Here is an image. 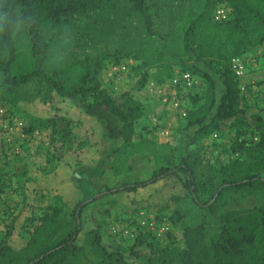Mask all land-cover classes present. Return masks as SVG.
Here are the masks:
<instances>
[{"label":"trees","instance_id":"trees-1","mask_svg":"<svg viewBox=\"0 0 264 264\" xmlns=\"http://www.w3.org/2000/svg\"><path fill=\"white\" fill-rule=\"evenodd\" d=\"M223 3L232 9L231 18L212 23L213 9ZM79 20L84 22L77 30L63 33L64 24ZM263 43L264 0H164L162 5L156 0H0V102L15 107L29 101L31 94L27 95L25 87L38 84L50 93L51 101L70 103L80 117L89 116L100 126L106 140L115 143L110 159L131 144L135 127L145 117L134 94H127L119 105L101 87L98 73L106 58L114 57L116 65L148 49L153 53L147 61L149 66L165 59L200 77L207 88V94L190 97L197 107L182 119L185 123L180 128L175 157L166 159L145 181L105 188L79 201L73 210V227L59 219V208L47 206L39 217L40 224L27 228L22 249L8 244L15 228L8 225L0 242V264H30L36 259L34 264L61 263L83 249L79 244L81 212L91 201L116 194L134 195L145 189L152 192L158 183L165 185L168 181L181 192L171 197L173 200L190 196L213 221L183 228L187 264H264V206L223 214L215 210L227 190L264 188V139L254 149L258 154L256 165L236 179H222L211 190L209 185L214 183L217 170L206 180L201 179L200 168L210 165L196 151L204 137L220 133L221 123L236 114L237 81L223 61L227 52L236 54ZM171 72L167 70L169 78ZM146 79L144 74L137 89ZM48 124V119L36 117L24 133L31 134ZM223 170L225 167L218 172ZM203 195L208 199L200 205ZM10 217L13 220L15 213ZM82 242L101 251L108 264H133L121 250L104 248L98 227L85 231ZM84 264L94 263L85 258Z\"/></svg>","mask_w":264,"mask_h":264},{"label":"rangeland","instance_id":"rangeland-1","mask_svg":"<svg viewBox=\"0 0 264 264\" xmlns=\"http://www.w3.org/2000/svg\"><path fill=\"white\" fill-rule=\"evenodd\" d=\"M156 1L157 5L164 3V0ZM83 22L79 20L77 23L71 21L64 24L63 33L71 34ZM137 54L139 56H129L116 64L125 65L127 71L115 79L107 75L109 68L113 66L114 57L106 58L99 69L98 80L105 91L108 89L107 93L117 104L122 105L127 94H134L142 104L144 113H147L148 109L142 102L145 98L142 92L150 89L153 96L155 87L169 81L167 70H172L173 74L181 68L162 58L159 63L149 66L147 61L153 53L148 49ZM233 58L241 59L245 66L240 77L234 75L239 96L236 114L232 119L221 123L218 139H212L209 145L200 144L196 148L198 156H204L210 165L200 168L199 175L203 174L200 178L206 180L214 169L217 170L214 183L209 185V189L222 179L240 177V173L248 170L252 164L256 165L258 154L254 149L256 143L264 139V43L240 49L236 54L228 51L227 58L223 61L230 69ZM162 64L168 67L158 66ZM144 74L147 76L146 82L142 88L137 89ZM196 77L201 86L188 97L189 112L197 107L190 97L207 94L206 85L200 77ZM25 91L27 95L31 94L29 101L15 107L0 102L5 118L15 123L11 141L8 144L0 142V242L6 227L12 224L15 228L8 238V244L16 250L26 245L27 228L33 229L40 224L39 217L47 206L59 208V219L69 222L68 226L73 227V210L79 201L96 196L105 188L140 182L143 177L140 173L142 166L138 165L126 171L124 178H114L111 168L114 157L110 159V156L115 143L106 140L102 129L91 117H80L68 102L62 103L57 99L51 101L50 93L38 84H30L25 87ZM202 102L203 100L200 101ZM58 108H62L61 111ZM161 108L165 114L164 120L159 118L154 126L149 117L144 115L145 118L135 127L134 135L139 136L141 144H146L143 134L145 137L148 135L147 140H152L150 134L154 130L170 129L172 145L166 146V153L175 157L178 144L180 145V128L185 120L175 117L173 120L169 112L164 107ZM36 117L48 119V127L26 135L24 130ZM15 145L21 151L19 154L14 151ZM222 167L225 170L218 172ZM172 183H158L152 192L145 189L134 195L116 194L91 201L81 212L83 231L79 244L83 249L77 255L66 256L61 263L50 264H84L85 258L94 264H108L101 251L82 242L83 233L97 227L102 233L104 248L108 251L121 250L128 262L187 264L183 255V228L195 227L201 221H213L194 204L190 196L173 200L171 197L178 193V189ZM207 199L208 196L203 195L200 205ZM263 206L264 188H250L225 191L215 205V210L223 214ZM14 213L12 220L10 216ZM142 219L155 221L157 226L162 224L166 229L161 234L148 231L140 223Z\"/></svg>","mask_w":264,"mask_h":264},{"label":"built area","instance_id":"built-area-1","mask_svg":"<svg viewBox=\"0 0 264 264\" xmlns=\"http://www.w3.org/2000/svg\"><path fill=\"white\" fill-rule=\"evenodd\" d=\"M231 16L232 9L227 4H218L211 13V22L220 24L229 20ZM231 65V70L236 77H240L244 73L245 66L241 59L233 58L231 60ZM126 71V66L123 64L113 65L109 68L107 75L111 79H115ZM200 86V81L195 75L188 71L177 69L173 72L169 81L155 87L153 98L169 112L170 116L185 119L189 112L188 97L196 92ZM241 90L243 91L244 88L242 87ZM14 126L15 123L10 119H6L3 110L0 109V142H2V144H8V142L11 141V137L15 132ZM158 134L162 137H168L170 134L169 129H159ZM219 136L220 134L218 132L211 135L213 140L218 139ZM14 151L16 154L21 152L18 145L14 146ZM140 223L145 226L148 231H157L158 234H161L166 229L162 224L157 226L155 221L142 219Z\"/></svg>","mask_w":264,"mask_h":264},{"label":"crops","instance_id":"crops-1","mask_svg":"<svg viewBox=\"0 0 264 264\" xmlns=\"http://www.w3.org/2000/svg\"><path fill=\"white\" fill-rule=\"evenodd\" d=\"M106 90L108 92V89ZM142 93L145 96V98L143 99L144 101L142 102L148 109V112L144 113V115L148 116L149 120H151L153 125L155 126L159 118H162L163 120L165 118V114L162 112V106L153 98L150 89H147ZM168 119H170V117H168ZM170 132L171 131L169 129V133ZM150 137L153 139L147 140V138L143 134V138L146 141V144H141L139 141V136L133 135L131 144H128L126 148L121 149V151L112 159L113 162L111 168L112 174L115 176L114 178H124V176L126 175V171H128L133 166L140 165L142 166V170L140 172L143 175L142 181L147 180L154 171L164 165L166 159L171 158V156H168L166 153V146L172 145L170 144L172 139L170 138V135L168 137H162L158 134V130H154L153 132H151ZM211 142L212 137L209 135L207 137H204L200 141V144L209 145ZM121 182L124 183V180H122Z\"/></svg>","mask_w":264,"mask_h":264},{"label":"water","instance_id":"water-1","mask_svg":"<svg viewBox=\"0 0 264 264\" xmlns=\"http://www.w3.org/2000/svg\"><path fill=\"white\" fill-rule=\"evenodd\" d=\"M212 203V201H210L207 205H210ZM205 205V206H207ZM79 211H80V207L76 210V213H75V217L78 219V214H79ZM39 259H36L35 261H33L32 263L30 264H34L38 261Z\"/></svg>","mask_w":264,"mask_h":264}]
</instances>
